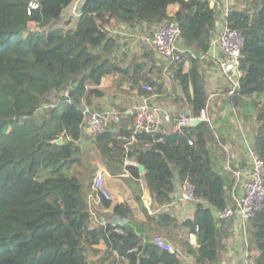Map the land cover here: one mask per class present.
Instances as JSON below:
<instances>
[{
  "label": "trees",
  "instance_id": "trees-1",
  "mask_svg": "<svg viewBox=\"0 0 264 264\" xmlns=\"http://www.w3.org/2000/svg\"><path fill=\"white\" fill-rule=\"evenodd\" d=\"M28 1L0 0V264H96L88 258L101 253L102 242L113 264H187L178 247L193 264H218L227 236L215 212L228 205L234 181L215 166L212 147L224 139L211 124L158 132L156 139L137 134L129 142L133 115L121 109L119 123L84 133L87 113L102 111L104 77H112L117 91L138 95L161 92L166 82L155 59L151 69L141 56L126 65L117 60L111 24L145 33L159 24L178 25L189 51L168 67L174 91L182 94L173 101L198 115L208 92L197 61L217 33L215 7L208 0H81L77 26L64 30V10L75 0H38L40 8L30 13ZM248 4L231 6L226 17L245 37L243 74L229 100L244 115L253 111L252 145L264 162V0ZM32 22L35 31L29 30ZM97 164L123 179L145 221L134 219L127 201L113 204L101 196L89 204ZM185 180L194 185L196 200L191 217L178 220L168 206ZM143 189L156 206L152 214L143 205ZM246 228V249L254 252L249 256L264 264V203ZM183 231L195 234V244ZM161 234L173 249L154 242Z\"/></svg>",
  "mask_w": 264,
  "mask_h": 264
},
{
  "label": "built area",
  "instance_id": "built-area-1",
  "mask_svg": "<svg viewBox=\"0 0 264 264\" xmlns=\"http://www.w3.org/2000/svg\"><path fill=\"white\" fill-rule=\"evenodd\" d=\"M211 7H215L217 11L216 29L217 33L210 41L209 50L203 54L202 58H211L215 61L216 73L221 80V85L226 88L228 97L233 95L239 88V79L243 72L240 69L241 59L243 57V49L245 47L244 35L235 28L227 24L226 17L230 7L234 5V0H208ZM38 0H29L27 12L39 9ZM71 14H79L78 5L72 6ZM29 30H37V23L29 24ZM110 33V28H108ZM115 30V29H114ZM125 34L124 32L120 33ZM128 35V34H127ZM146 50L151 51L153 55L158 57L164 63L166 69L169 65L180 60L183 53L189 51L182 43L180 29L177 24L169 22L154 26L152 30L142 35H138ZM145 90L152 91V87L145 85ZM150 95H139L138 104L127 113L133 115L132 133L128 137L129 142L137 140V134H145L150 138L156 139L160 127L165 126L167 130L179 128L181 126H189L198 118L211 124L209 117V103H206L198 115L191 112L171 111L152 101ZM209 97V95H208ZM211 104V103H210ZM121 113L114 110H92L89 111L84 119V133L94 135L103 132L112 124L120 122ZM236 141H234L235 143ZM236 149L231 142L223 141L218 143L219 151L222 156L220 162V171L222 174L231 175L233 178V186L227 193L228 205L216 210V218L219 225L224 231L231 230V224L239 221V233L244 238L247 245V223L260 211L264 203V162L254 149L252 142L243 134L238 138ZM189 144H192L189 141ZM149 145V143H146ZM131 160H125V164H131ZM124 176L127 175L125 171ZM110 174L103 166H98L92 179V192L88 196L89 204L97 205L101 196L106 199H112V195L107 188L106 178ZM195 187L185 180L178 186L176 201L182 204L195 202ZM102 223H104L102 221ZM120 232V230H117ZM188 242L195 244L196 236L189 232L187 235ZM154 242L162 249L171 250L173 247L166 242L161 236H156ZM187 264H193V258H190ZM98 264H103L99 262ZM104 264H113L106 261ZM218 264H225L220 261ZM242 264H255V261L248 253L244 254Z\"/></svg>",
  "mask_w": 264,
  "mask_h": 264
},
{
  "label": "crops",
  "instance_id": "crops-1",
  "mask_svg": "<svg viewBox=\"0 0 264 264\" xmlns=\"http://www.w3.org/2000/svg\"><path fill=\"white\" fill-rule=\"evenodd\" d=\"M80 1L81 0H75V2L71 5L72 6L75 4L79 5L78 2H80ZM71 5L68 6L64 10V15H66L65 14L66 10H69V11L71 10V8H72ZM69 7H70V9H68ZM173 9H176V7H174ZM68 17L71 18L72 15L69 14ZM70 21H71V19H65V21H63V23L62 22L61 23H62V25H64V24H66V22L67 23L69 22V25H70L71 24ZM62 25H60V26H62ZM117 27L121 28L120 30L125 33V34H123V36H125L127 39H133L135 37L138 38V34H136V33L134 34L131 31V30H135V31L139 32L138 28L132 29L129 26L112 25V24L108 26V28H110V29L111 28L116 29ZM116 43H117V47H118V42L116 41ZM201 56L202 55H200L198 57L199 59L197 61V65H198V70L203 74L205 82H206V90H207L208 95H209L207 103H209V105H210L209 117L211 118V125L215 129L216 135L219 136L222 140L224 139V141L226 142L227 139L229 138V135H230V129L225 125V123L228 122L227 119H224L225 108L230 107V106H232V108H235V107L232 105L231 101L229 100L226 88H224L221 85V80L217 76L215 61L212 60L211 58H202ZM156 58H157L156 61H158V62L155 63V65H158L159 67H161V69H162L161 76L164 77L166 82H165L164 87H163L161 92H153L152 93L153 94L152 95L153 96L152 101L154 104L159 105V106H161L167 110L179 111L178 104L173 101V98H176V97L180 98L182 96L181 91L178 88H176L174 91L173 81L170 78L171 75H170L169 69H166V67H165V65L161 59H159L158 57H156ZM144 60H142V61H144ZM118 61L120 63H122L120 60H118ZM185 71H187V70H185ZM154 73H156V68L153 69V73H151L150 75L155 76L156 74H154ZM123 88L127 89V86L124 85ZM114 89H115V86H114ZM119 92L113 93V91H112L108 94L110 96H113L114 94L119 95ZM131 93H132L131 97H133L132 106L134 107L139 102V100L137 99V96H139V95L134 93V92H131ZM126 94H128L127 96H130V92H127ZM135 97H136V99H135ZM102 98L106 99V102L103 101L104 105L101 107L102 110H115V107L112 106L113 104L107 103V102H109V99L105 95ZM109 98H111V97H109ZM101 102H102V100H101ZM218 109H219V113H217ZM187 110L190 112V109H185L184 111H187ZM220 112H222L224 115H220ZM169 129L170 130H167V128H165V126H162V127H160L159 132H170V131L174 130L171 127H169ZM216 147H217V145H214L212 147L213 153L216 152ZM98 166H101V165L97 164V167ZM114 178L115 177H112V176H109L106 178V184H107L108 190H111V189L113 190V188H114L113 185H115V184L118 185L116 183V182H118V178H115V179ZM178 186L179 185H177V187L175 189L172 201H171L170 205L168 206V209L174 214V216L178 220H182V219L191 217V215L194 211V204H192V203L182 204V203H179L176 201ZM119 187L123 190V192L126 191L127 193L124 195L125 196L124 199L121 198L120 193H114V195H113L114 201L117 203L122 202V201H127L133 209L134 219L137 221H140V222L145 221V215H144L143 211L140 209L139 205L134 201V199H132L133 197L131 198L130 189H128L127 187H121V184H119ZM141 199H142L143 205L146 207L149 214H152L156 211V206L154 203H152L150 195L146 189H143ZM97 212H98V214L99 213L101 214L100 210H97ZM239 227H240L239 221L235 220L231 224L232 229L230 231L229 230L225 231L227 237L225 239V247H224L222 254H221V261L224 262L225 264H242L245 253H248L249 255H253V253H254L253 251H251V250L249 251L246 249L247 245H245V243H244V238H242L240 236ZM183 232H184V235H187L186 231H183ZM148 233H149V231L148 232L145 231L146 235H148ZM161 236L166 242L170 243L171 245L173 244L168 238H166L162 234H161ZM247 239H248V237H247ZM99 245L100 246L97 247V249H99L101 252H103V251L105 252V249H106L105 244L102 242ZM178 249H179V251H181L180 253H182L183 256H185V261L190 262L191 257L184 255L183 250L180 249L179 247H178Z\"/></svg>",
  "mask_w": 264,
  "mask_h": 264
},
{
  "label": "rangeland",
  "instance_id": "rangeland-1",
  "mask_svg": "<svg viewBox=\"0 0 264 264\" xmlns=\"http://www.w3.org/2000/svg\"><path fill=\"white\" fill-rule=\"evenodd\" d=\"M249 1L250 0H234V5L233 6H235L237 9H243L246 6H249V4H248ZM68 9H70V7ZM71 11H72V8H71L70 11L66 10V13H65L66 15H64V17L62 19V23H63V21H65V19H71V21H70L71 24L69 25V22L68 23L66 22V24H64V25H62V23L60 24V25H62L61 27L64 30H72V29H74L77 26L78 14H76V15L71 14ZM69 14L72 15L71 18L68 17ZM120 29H121L120 27H117L115 30H114V28L110 29V34L118 42V47L114 50L113 55H115L117 60H120L122 62V64H124V65L129 63L132 60V58H134L135 55L141 56V60L145 59L144 60L145 63H147L149 65L148 68L151 69L152 68L151 65L153 64L154 59L155 60L157 59L156 56L153 55V57L151 56V58H148V56H146L145 54L143 55V53L145 51H148V50H146L145 45L142 44L141 40L139 38H136V37L133 38V39H127L125 36L120 34L122 32ZM131 31L134 34L136 33L138 35H140V34L142 35V34L145 33V32H143L141 30H139V32L135 31V30H131ZM150 53H152V52L150 51ZM157 62L158 61H155V63H157ZM190 66H191V62H190L189 59H187V61H185V64H184V69L185 70H189ZM101 87L104 90V95L109 99V102H107V103L113 104L112 106L115 107L114 111H118L120 113L121 109H123V110H131V109H133V106H132L133 97H131L132 93L130 92V96H127L128 94H126L127 93L126 91L125 92L124 91L123 92L122 91L119 92L116 89H114V81H113L111 76H106V77L103 78ZM112 91H113V93H115V92L118 93L119 92V95H115L114 94L113 96H110L108 93H110ZM109 97H111V98H109ZM135 99H136V97H135ZM137 99H138V96H137ZM101 100H102V102H101ZM101 100H100V102L98 104V106H100V107H102L104 105L103 101L106 102L105 98H102ZM219 109H218L217 113H219ZM252 113H253V111H250V113H248V115H250V117H249L248 115H244L241 109L232 108V106L225 108V117H224V119H227V121H228V122L225 123V125L230 129V135H229V138L227 139V141L231 142L235 149L237 147V143L236 142L238 141V138H241V136L243 134L251 142L253 141L254 127H255L256 122H255V117L253 116ZM220 115H224V114L222 112H220ZM210 121H211V118H210ZM234 141H236V142L234 143ZM216 152L213 153L214 157L216 158L215 166H216L217 169H219L220 166H221L220 162L222 161V156H221V153L219 151V147L218 146L216 147ZM96 169H97V167H96ZM96 169H95V171H96ZM115 178H118V182H116L118 185H116V184L113 185L114 186L113 190L112 189L109 190L111 195H112V197H113L111 199L113 204L116 203L114 201V196H113L114 193H120L122 199H124V197H125L124 195L127 193L125 190H124L125 192H123V190L119 187V184H121V187H127V185L125 184L123 179L120 178V177H115ZM131 198H132V194H131ZM96 217H98V218L100 217L101 218L100 214H97V213H96ZM99 246L100 245H98L97 247H99ZM88 259L93 260L94 262H96V264L99 261L104 264V263H106V261L111 262L112 259H113V256H111V255H109V254H107L106 252L103 251L100 254H97L95 256L94 255H90Z\"/></svg>",
  "mask_w": 264,
  "mask_h": 264
},
{
  "label": "water",
  "instance_id": "water-1",
  "mask_svg": "<svg viewBox=\"0 0 264 264\" xmlns=\"http://www.w3.org/2000/svg\"><path fill=\"white\" fill-rule=\"evenodd\" d=\"M78 107H79V109H81L83 112L86 111V108H85L84 105H78ZM185 112L188 113L189 111L187 110V111H185ZM199 122H200V120H199L198 118H196V119L193 121V124H196V123H199ZM54 143H56V144H58V145L61 144V139L59 138V139L54 140ZM137 167H138L140 173H143V172H144V167H143L142 165L137 164Z\"/></svg>",
  "mask_w": 264,
  "mask_h": 264
}]
</instances>
